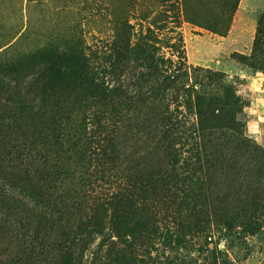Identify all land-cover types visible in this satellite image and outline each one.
Returning <instances> with one entry per match:
<instances>
[{"label":"rangeland","instance_id":"obj_1","mask_svg":"<svg viewBox=\"0 0 264 264\" xmlns=\"http://www.w3.org/2000/svg\"><path fill=\"white\" fill-rule=\"evenodd\" d=\"M263 17L264 0H0V190L17 201L38 184L65 223L97 214L101 200L136 178L168 174L177 191L203 189L201 200L187 212L157 188L145 207L152 228L142 235L134 224L130 244L111 246L108 264H264ZM146 39L172 70L183 72L185 63L186 86L197 89L189 101L175 90L169 109L161 107V117L172 113L157 131L160 143L147 124L157 118L122 98L90 107L80 94L60 92L49 102L58 128L46 136L33 114L20 111L37 98L40 72L24 60L47 49L83 52L99 79L141 86ZM86 126L90 137L108 138L104 154L77 150ZM2 203L0 264H55V251L24 240L39 228L45 234L41 210L22 207L30 219L18 226L21 210ZM88 239L90 252L102 247L100 235Z\"/></svg>","mask_w":264,"mask_h":264},{"label":"trees","instance_id":"obj_2","mask_svg":"<svg viewBox=\"0 0 264 264\" xmlns=\"http://www.w3.org/2000/svg\"><path fill=\"white\" fill-rule=\"evenodd\" d=\"M149 31L151 30L149 29ZM262 35H264V23L262 28H260L259 40H264ZM129 51L127 49L126 53ZM122 57L123 54L120 53L118 58ZM29 63L33 67L34 63H37L40 68V72L36 74L37 78L35 80L38 96L32 102V105L27 106L29 103L23 102L19 106L20 111L22 110L23 113L33 114L34 120L40 124L39 129L42 136H46L49 132H53L58 128L54 117H59L60 115L59 112L53 113L50 110L54 109L53 107H49L50 99L60 92L69 93L73 91L81 95V102L91 103L90 107L92 105L96 106V102H100L98 104H102L103 107H106L107 103H112L113 105L116 104L115 100L118 98L119 100L122 98L121 102L125 100L132 104L139 103L144 105L147 112L146 118H157L154 124L153 121H147V124L150 126L152 132L156 134L155 140L158 138V142L160 143V136H157V131L161 129V122L168 125V120L172 113L168 111V117V114L161 117V107L166 105V108L169 109L172 103L170 98L175 90L184 89L186 101L192 98L193 92H197L195 86H186L185 79L189 78L190 71H188L189 68L186 67L185 63L181 65L182 70H184L183 72L181 69L177 71L172 70L176 66L173 61L165 55H158L157 48L151 45L147 39L143 56L145 73L141 75V79L143 80L141 86L126 87L121 84L119 86H112L108 82L99 79L92 72L86 55L83 52L71 50L69 53H58L47 49L31 56L30 59L24 60L21 66L25 67ZM5 81L0 75V84H4ZM55 113L56 115H53ZM84 113H86V110ZM228 119L231 124L235 121H233V118ZM19 121H22V118ZM99 122L107 128L106 121L104 123L102 121ZM87 129L86 126L79 143H76L80 145L77 149L80 151L79 153L83 156L87 155V153L94 155L104 154L108 138L100 139L102 138L101 135L95 136L96 139L94 136L90 137ZM54 137L59 141L60 136L56 134ZM246 141V139H241L242 146H248ZM137 179L131 182L132 185L129 186V189L116 191L107 197V199L101 200L96 208L97 214H99V211L102 212L101 218H98L97 214L86 217L82 215L79 217L71 216L73 219L70 218V221L66 220L64 223L61 218L63 213L59 208V204L43 187L35 183H30L29 187L21 190L20 194L23 195V199L21 200L16 201L14 195L12 197L8 196L10 197L9 199L6 197L8 193H3L2 190H0V200L3 201V205H6L8 211L11 209L16 210V207L18 210H21L22 215L19 217L20 222L18 226H23V223L30 219V212L26 208H31L32 206L36 212L41 210L39 215L41 221L45 224V234L42 231L44 228H39V230L34 231V236H24V240L26 243L30 242L29 246H33L34 250L41 249L44 251L48 247L50 251H55L57 253V262L55 264H108L111 259V253H109L111 246L115 244H119L120 246L130 244L128 239L125 238L129 236L134 237L132 232L129 234L134 224L136 226L134 229H142L139 234H148L152 218H146L145 207L148 204V198L158 194L157 188H166L165 194L169 200L175 203L180 210L185 209L187 212L202 197L203 189L201 188L195 189L192 187L188 190L177 191L170 181L168 174L145 175L143 180ZM12 201L14 205H21L10 207ZM22 207L26 208L22 210ZM26 210L27 213H24ZM230 214L231 211H228L226 216ZM4 222L7 224L6 220ZM225 228L231 229L233 226L230 222H227ZM95 234L101 236L103 240L101 243L102 247L99 250L90 252L91 242L88 238ZM114 237L118 238L119 243L112 242Z\"/></svg>","mask_w":264,"mask_h":264},{"label":"clouds","instance_id":"obj_3","mask_svg":"<svg viewBox=\"0 0 264 264\" xmlns=\"http://www.w3.org/2000/svg\"><path fill=\"white\" fill-rule=\"evenodd\" d=\"M257 143H259V141H257Z\"/></svg>","mask_w":264,"mask_h":264}]
</instances>
